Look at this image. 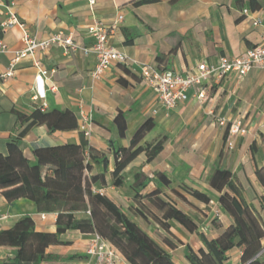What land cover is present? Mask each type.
I'll return each mask as SVG.
<instances>
[{
	"label": "crops",
	"instance_id": "crops-1",
	"mask_svg": "<svg viewBox=\"0 0 264 264\" xmlns=\"http://www.w3.org/2000/svg\"><path fill=\"white\" fill-rule=\"evenodd\" d=\"M137 1L140 0H94L91 5L90 0H0V23L7 19L8 7L23 24V29L0 30V44L6 45V49L0 51V76L7 71L14 51L24 47L21 41L23 33L40 41L63 32L71 34L80 46L87 47L93 42L88 27L94 21L110 24L119 15L123 19L109 38V46L138 63L159 70L183 72L201 62H215L222 56H239L262 41L264 0H241L240 3L235 0H157L136 6L134 3ZM244 9L249 11L247 16L242 12ZM257 19L261 24L255 27L253 21ZM95 63L92 54L84 55L80 51L65 54L56 47L37 51L23 59L12 77L0 81V153L6 154L8 143L26 125L24 121L17 120L16 112L29 115L43 103L46 112L68 109L78 114L82 110L85 116H90L92 123L91 132L85 137L88 146L108 158L106 171L100 163L93 167L92 174H103L106 181L105 186L93 188L94 192L115 200L118 194L128 195L122 192V187L112 185L113 151L128 147L135 131L150 119L153 128L139 145L165 137L163 149L149 163L144 153L139 154L122 173L125 179L123 187L130 186L136 172L141 171L149 177L161 173L169 184L165 186L153 177L142 193L159 188L161 193L158 197L195 220L194 215L199 209L194 207L195 199L187 195L182 187L215 195L217 199L218 194L210 188L207 179L219 162L242 186L246 201L259 211L264 224V190L254 174L256 168L264 166L262 71L255 69L244 77L225 75L209 83L205 102L189 99L174 109L165 110L157 102L156 95L141 82L137 65H113L95 80L91 78ZM41 68L49 71L42 83L45 92L43 100L36 98L34 90L35 76ZM118 113L126 120L123 137L119 136L114 123ZM218 118H225L229 123L241 120L247 130L246 135L232 139L231 149L225 144L224 150L222 143L219 144L220 139L223 142L227 137L224 139L226 129L216 123ZM79 123L75 130L53 133H49L43 125L35 126L19 140L18 146L23 155L32 160L33 150L78 144L82 133ZM186 128L193 137L189 134L185 138ZM253 143L256 145L254 156L250 152ZM130 197L128 203H132ZM178 200L189 204L191 209L183 208ZM215 207L222 215L218 226L213 229L221 232L231 224V219L222 213L216 202ZM0 216L3 217L0 219V230L9 229L28 216L34 222L36 231L48 233L55 231L57 219L55 213H39L35 205L25 199L8 203L1 195ZM209 217L208 214L205 221ZM168 223L170 233L179 241L170 252L180 251L181 264H188L183 256L184 246L190 245L196 251L202 244L196 234L187 232L174 221ZM60 238L69 241L70 245L50 246L46 250L58 259L85 252L83 247L88 245L92 235L68 231ZM261 244L264 258V239ZM15 250L16 247L11 244L0 243V264L12 257ZM227 255L229 260L226 264H240L239 249L233 248ZM119 264L128 263L122 257Z\"/></svg>",
	"mask_w": 264,
	"mask_h": 264
},
{
	"label": "trees",
	"instance_id": "trees-1",
	"mask_svg": "<svg viewBox=\"0 0 264 264\" xmlns=\"http://www.w3.org/2000/svg\"><path fill=\"white\" fill-rule=\"evenodd\" d=\"M156 1L140 0L134 4L140 6ZM235 2L240 3L241 0ZM16 116L19 122L24 121L26 125L8 143L6 154L0 153V195L8 203L25 199L33 203L39 213H55L57 219L53 233L36 231L34 222L28 216H24L11 228L0 230V243L16 247L13 256L2 264H53L59 260L58 256L46 250L50 246L70 245L69 241L60 238L68 231L102 237L118 250L128 264H175L170 253L111 199L94 192L93 188L105 186L106 181L103 174H92L93 167L100 163L106 171L108 158L89 147L83 133L78 144L33 150L32 160L23 155L18 142L35 126L43 125L49 133L77 129V117L73 111L66 109L46 112L37 108L29 115L16 112ZM114 123L119 136L123 137L126 130L124 115L118 113ZM152 128V121L146 120L135 131L128 147L113 151L114 167L110 176L114 187H123L125 179L122 173L139 154L144 153L149 163L162 151L165 137L139 145ZM226 137L227 129L224 139ZM250 152L254 156V143L250 145ZM254 174L264 190V166L256 168ZM153 177L165 186L169 184L161 173H155ZM153 177L141 171L133 175V181L128 187L132 202L129 210L146 218L147 204H155L159 215L156 213L152 217L161 229L172 235L168 222L174 221L187 232L196 234L202 247L195 251L190 245L184 246L183 256L188 264H226L229 260L227 253L233 248L241 252L240 264H264L263 256L259 255L264 239V224L259 211L246 201L243 188L231 171L217 162L207 179L210 188L218 194V208L231 219V224L215 237H207L199 232L197 223L190 215L158 197L161 193L159 188L143 194ZM182 188L200 203L208 205L212 201L209 195L199 190L188 186ZM181 198L186 200L183 196ZM162 242L170 250L179 244V241L174 243L168 237H164ZM83 258L87 259L88 256L75 254L63 261Z\"/></svg>",
	"mask_w": 264,
	"mask_h": 264
},
{
	"label": "built area",
	"instance_id": "built-area-1",
	"mask_svg": "<svg viewBox=\"0 0 264 264\" xmlns=\"http://www.w3.org/2000/svg\"><path fill=\"white\" fill-rule=\"evenodd\" d=\"M90 4H94V0H90ZM7 8L8 17L0 23V30L5 32L13 27L23 29L16 14ZM244 15H248L249 11L244 9ZM123 16L119 15L112 23L105 24L100 21H94L88 27V34L93 39L90 46H80L71 34L57 32L45 40H34L23 33L21 41L24 47L14 51V55L9 62L7 71L0 76V81L8 79L14 75L19 63L33 55L37 51H45L51 47L59 48L65 54L80 51L84 55L92 54L95 57V67L91 72L92 79H99L113 65H121L123 67H131L137 65L139 67V75L141 82L148 87L157 98V102L165 109H174L178 104L185 103L189 99H194L198 103L207 100V87L213 80H220L225 75L234 74L238 77L246 76L252 70H260L264 73V32L262 41L247 49L239 56L219 57L215 62H201L190 69L177 72L174 70H159L149 65L138 63L129 58L125 53L120 52L109 46L108 40L122 21ZM261 24L259 19L253 21V26L257 27ZM6 49V45L0 44V51ZM49 75V71L41 68L37 76H35V92L36 98L43 100L45 92L42 86L44 79ZM54 90V87H51ZM46 105L43 103L40 110L44 111ZM79 129L85 137L91 132V118L85 116L81 110L78 114ZM216 123L227 129L226 145L229 149L232 147V139L244 136L247 133L245 126L241 120L229 123L225 118L216 119ZM218 216V214H216ZM3 218L0 216V219ZM85 253L94 263L85 264H119L122 255L109 242L102 237L94 234L86 246Z\"/></svg>",
	"mask_w": 264,
	"mask_h": 264
},
{
	"label": "rangeland",
	"instance_id": "rangeland-1",
	"mask_svg": "<svg viewBox=\"0 0 264 264\" xmlns=\"http://www.w3.org/2000/svg\"><path fill=\"white\" fill-rule=\"evenodd\" d=\"M184 131H186V133H184L185 138L189 134L192 135V132H189V129L187 131V128H186V130H184ZM193 136L194 135H192V137ZM220 143H222L221 145L223 146V149H224L225 148L224 145L226 144V141L224 140L222 142V139H220L219 140V144ZM189 150H190V148H189ZM122 188H123L122 189V192L125 195H128L127 196L128 198L127 197H124L122 194H118V196H116L115 200L112 199V201H115L116 204H117V206L121 210H123L132 220H134L139 226H141V228L144 231H146L147 234L151 238H153L161 247H163L164 249H166L168 251V253H170V255L172 256L173 261L175 262V264H181L182 253L180 251H178V252H170V249L167 248L166 245L163 244V242H162V239L164 237H168L174 243H177V240L172 235H170L169 233H167L166 231H164L163 229H161L160 226L154 221V218L152 216L155 215L156 213L159 215V213H158V211L156 209V205L155 204H152V203L147 204V206H146L147 207V209H146L147 211H145L146 218H141L140 216L133 214L129 210V207L132 205V203H128L129 196H131V192L126 187H122ZM210 197H211L212 203L210 202L206 206L203 205L202 203H197L194 200V202L196 203L194 207H197L199 209L198 210V213H195L194 218L198 222V224H200V226H198V228H199V231L201 233H204L207 237H215L220 232L219 231H215L213 228L214 227H217V225H218L217 222H219L220 216L222 214L215 207L216 196L215 195H213V196L211 195ZM130 200H131V197H130ZM180 204L185 209H191L190 205L187 204V203L184 204V203H181L179 201V205ZM208 214L210 215V217H209L208 220L205 221V218L208 216ZM216 214H218V216H216ZM214 219H216V223L214 222L215 221ZM202 223H204V225H202ZM81 238L83 239V237H81ZM86 245L83 247V250L84 251L86 250ZM79 255L87 256L85 252H82ZM64 259H66V256L59 258V260L56 261L55 264H80L82 262H86V263H94L95 262V260L94 259H91L90 257H88L87 259H84L83 258V259H79V260L66 261V262L63 261Z\"/></svg>",
	"mask_w": 264,
	"mask_h": 264
},
{
	"label": "water",
	"instance_id": "water-1",
	"mask_svg": "<svg viewBox=\"0 0 264 264\" xmlns=\"http://www.w3.org/2000/svg\"><path fill=\"white\" fill-rule=\"evenodd\" d=\"M262 252V251H261ZM261 252L259 253V255L261 254Z\"/></svg>",
	"mask_w": 264,
	"mask_h": 264
}]
</instances>
